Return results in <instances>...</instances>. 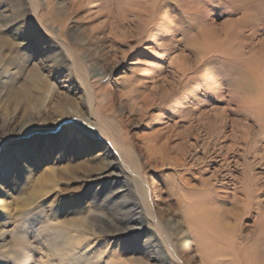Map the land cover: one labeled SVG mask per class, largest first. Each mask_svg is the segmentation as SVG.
Listing matches in <instances>:
<instances>
[{
  "label": "rangeland",
  "instance_id": "rangeland-1",
  "mask_svg": "<svg viewBox=\"0 0 264 264\" xmlns=\"http://www.w3.org/2000/svg\"><path fill=\"white\" fill-rule=\"evenodd\" d=\"M200 258L264 264V0H0V264Z\"/></svg>",
  "mask_w": 264,
  "mask_h": 264
},
{
  "label": "bare ground",
  "instance_id": "bare-ground-1",
  "mask_svg": "<svg viewBox=\"0 0 264 264\" xmlns=\"http://www.w3.org/2000/svg\"><path fill=\"white\" fill-rule=\"evenodd\" d=\"M33 88H32V86H26L25 88H22L21 89V92L20 93H15V98L16 97H24V98H26L28 101H32V97L33 96H31V94H28L29 92H31V90H32ZM40 89V88H39ZM72 91H75L76 92V94H81V91L78 89V88H75V89H72ZM84 93H82V95H83ZM28 95H30V96H28ZM85 95V94H84ZM26 96V97H25ZM92 97V96H91ZM83 98H84V96H83ZM91 99V98H90ZM88 102L90 101V100H87ZM91 103V102H90ZM86 108V113H87V115H86V117L84 118V119H82V123H84L85 125H86V127H88V129L90 130V128H93L94 130L96 129V130H100V132L98 131V135L101 137V139L102 140H104L106 143H109V145L113 148L114 147V149L116 148L119 152H121L122 151V147L118 144V143H116V141H114L113 140V138H112V135L107 131V128H106V125H105V122H103V120H102V118L100 117V115L98 114V112H96V110H93L92 109V107H91V105L88 103H85V105H84ZM60 116V115H59ZM58 116V117H59ZM64 116V115H63ZM59 120V119H58ZM59 124H61V125H64V123H66L67 122V118H62V119H60L59 121H57ZM87 129V128H86ZM100 146H101V144H99ZM113 149V150H114ZM112 156V154L109 152V150L108 149H106V148H104L103 146H102V149H101V151H100V154L99 155H97V157H111ZM117 160L118 161H111L108 165H104V167H102V168H105V170H102L101 171V173H99L98 175H106L107 174V172L108 171H110L111 169H122V171H124V169L126 168V169H128V167L126 166V164L124 163V161L121 159V158H119V157H117ZM125 172V171H124ZM98 175H96L97 176V178L95 179V176H94V180L93 181H95V180H99L101 177L100 176H98ZM147 212V211H146ZM139 214H140V212L139 211H136L133 215H135V220L134 221H136L137 219H139ZM73 224V223H72ZM19 225V224H18ZM66 225V224H65ZM17 227V226H16ZM144 228V227H143ZM172 228V227H171ZM17 229V228H16ZM51 229V228H50ZM53 229V228H52ZM141 229V228H140ZM64 231V230H63ZM66 231H68V230H66ZM75 231V230H74ZM10 232V231H9ZM7 233V232H6ZM14 233V232H13ZM63 234V232H58V237H59V235H62ZM65 235V234H64ZM4 236V235H3ZM79 238V235H67V236H65V237H63V240H65L66 242H65V246L68 244V247H69V245H71L72 244V242H74L75 241V239H78ZM55 240V239H54ZM56 242V241H55ZM64 242V241H63ZM57 244V243H56ZM63 246V245H62ZM54 247V249H55V246H53ZM64 247V246H63ZM68 247H66V248H68ZM57 248V247H56ZM198 251V250H197ZM61 253H63V252H61ZM64 255V254H63ZM162 256H161V254L159 255V258H161ZM150 259H152V260H156V261H159V259L158 258H155V257H149ZM42 259V258H41ZM201 259V258H200ZM201 262H202V264H209V262L207 261V260H200ZM160 264H165V263H160Z\"/></svg>",
  "mask_w": 264,
  "mask_h": 264
},
{
  "label": "snow or ice",
  "instance_id": "snow-or-ice-1",
  "mask_svg": "<svg viewBox=\"0 0 264 264\" xmlns=\"http://www.w3.org/2000/svg\"><path fill=\"white\" fill-rule=\"evenodd\" d=\"M25 23V21H17L15 25H13V27L19 28L21 26V24ZM22 38V37H21ZM42 39L41 35H38L34 38L35 43H39V41ZM29 43H33V41H29ZM32 59H37L36 56H33ZM31 63V60H29V64ZM222 67V65L219 62L213 63V62H209L208 64H205L204 67L201 69V73L198 74L201 76V80L207 82L208 80H210V76L208 75V73H212L215 72L217 70H219ZM48 69L45 68V71H47ZM201 80H195L193 82V85L197 84V83H201ZM192 87V86H190Z\"/></svg>",
  "mask_w": 264,
  "mask_h": 264
}]
</instances>
